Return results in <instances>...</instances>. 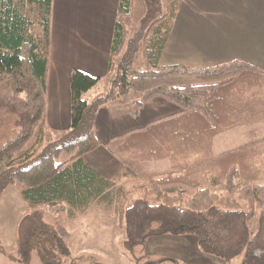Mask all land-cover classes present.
I'll list each match as a JSON object with an SVG mask.
<instances>
[{
	"label": "trees",
	"instance_id": "1",
	"mask_svg": "<svg viewBox=\"0 0 264 264\" xmlns=\"http://www.w3.org/2000/svg\"><path fill=\"white\" fill-rule=\"evenodd\" d=\"M135 1L119 0L105 79L72 72L71 126L55 133L46 118L53 0H0V198L16 187L27 208L9 256L30 264L36 251L41 264H64L71 232L47 223L39 208L47 206L51 215L69 207L84 212L115 197L129 253L152 237L194 236L205 255L232 264L245 252L242 264H264V141L192 161L216 137L264 123V71L240 61L206 69L161 66L183 0H166L163 11L160 6L131 34ZM98 87L100 94L88 99ZM132 95L133 116L156 98L180 112L114 138L109 148L126 164L169 161L171 169L116 187L84 156L101 145L99 109L109 101L128 103ZM225 196L245 209L220 208Z\"/></svg>",
	"mask_w": 264,
	"mask_h": 264
},
{
	"label": "crops",
	"instance_id": "2",
	"mask_svg": "<svg viewBox=\"0 0 264 264\" xmlns=\"http://www.w3.org/2000/svg\"><path fill=\"white\" fill-rule=\"evenodd\" d=\"M118 5L119 0H53L46 118L55 133L66 132L71 126L72 72L78 70L101 79L107 76ZM233 61L264 71V0H183L160 65L206 69ZM100 90H92L88 99L98 96ZM130 105L115 100L99 109L95 131L101 145L84 156L86 163L116 187L171 169L169 161L126 164L109 148L114 138L180 112L178 106L162 98L147 103L137 116L129 113ZM257 127L264 124L239 127L220 135L207 145L208 148L215 143L212 157L205 159L204 150L191 160L202 162L264 141L251 136ZM26 211L17 189L7 188L0 198V246L7 255L14 249L17 227ZM74 214L72 220L79 215ZM70 221L64 226L71 232V255L64 264H106L86 257L89 248L87 252L81 250L86 242H105L101 229L94 230L91 220L81 218L74 225ZM113 230L108 231L110 237ZM142 255L146 260L172 258L179 264H228L203 254L194 236L152 237Z\"/></svg>",
	"mask_w": 264,
	"mask_h": 264
},
{
	"label": "rangeland",
	"instance_id": "3",
	"mask_svg": "<svg viewBox=\"0 0 264 264\" xmlns=\"http://www.w3.org/2000/svg\"><path fill=\"white\" fill-rule=\"evenodd\" d=\"M149 1L150 5L147 3ZM136 0L135 1V11H134V24L131 26V34L140 31L143 26H146V24L149 21H152L154 17L158 14H156L157 10L160 12V6L162 11L166 8V0H157L158 1V6L157 4H153V0ZM35 33L39 32V27L36 26L33 30ZM130 100L128 101L129 104H131L132 108V103L134 101L133 95L130 96ZM121 102V101H120ZM127 104V103H125ZM258 124V126L263 125ZM255 126V125H253ZM254 136L253 139L255 138H264V127H257L253 129L252 135ZM256 136V137H255ZM257 142V141H256ZM254 142V143H256ZM259 142V141H258ZM215 143H211L209 147L205 149L203 152L205 155V159L208 157H212L213 153H215L214 150ZM66 158V157H65ZM194 158V157H193ZM264 183V180L262 181ZM16 188V187H15ZM17 189V188H16ZM19 192V190L17 189ZM20 195V192H19ZM21 197V196H20ZM116 206H117V200L114 197L113 199L109 200L108 198H103L100 200L96 205L91 206L88 210L81 212L79 210H74L71 207H69L68 211L66 213H59L56 215H51L48 212V207L47 206H41L39 209L43 212V217L44 220L51 224V225H67V222L72 220L76 212L77 218L76 220H72L70 222H74L73 225L75 224L76 221L79 219L83 218L84 221H92L91 223L93 224L91 227H94V230H100L103 232V240L100 243H96L93 241H90L89 244L84 243V248L81 249L83 251H86V257H89L91 259H96L99 261H102L106 264H146L145 259H140L139 258L142 256V248L138 247L134 251V253H129L127 252L124 247H123V242H124V232L118 227L117 225V217H116ZM218 206L222 209L229 210V211H234V210H244L245 206L243 203H240L238 201H235L232 197L225 196L223 197L219 203ZM70 212H73L70 214ZM103 222L107 221L108 223H96V222ZM96 223V224H95ZM114 225V226H113ZM113 230L112 237H110L109 232L110 230ZM110 229V230H109ZM82 245V244H78ZM77 246V245H76ZM83 247V246H82ZM245 256V252H243L241 255H239L236 259L233 260V264H242L243 258ZM0 264H22L16 261H13L7 253H5L0 246ZM30 264H41L39 255L36 251H33L31 253V260ZM166 264H172L167 261Z\"/></svg>",
	"mask_w": 264,
	"mask_h": 264
}]
</instances>
